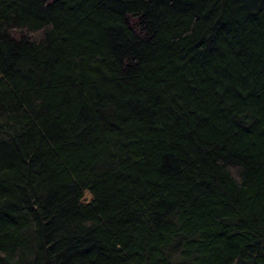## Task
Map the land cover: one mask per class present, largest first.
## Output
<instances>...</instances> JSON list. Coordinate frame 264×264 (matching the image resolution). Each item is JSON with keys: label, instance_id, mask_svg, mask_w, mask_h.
Returning a JSON list of instances; mask_svg holds the SVG:
<instances>
[{"label": "trees", "instance_id": "16d2710c", "mask_svg": "<svg viewBox=\"0 0 264 264\" xmlns=\"http://www.w3.org/2000/svg\"><path fill=\"white\" fill-rule=\"evenodd\" d=\"M0 264H264V0H0Z\"/></svg>", "mask_w": 264, "mask_h": 264}]
</instances>
